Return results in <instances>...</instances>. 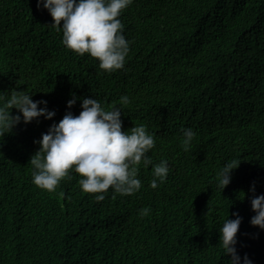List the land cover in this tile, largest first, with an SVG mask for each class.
Returning a JSON list of instances; mask_svg holds the SVG:
<instances>
[{"label": "trees", "instance_id": "trees-1", "mask_svg": "<svg viewBox=\"0 0 264 264\" xmlns=\"http://www.w3.org/2000/svg\"><path fill=\"white\" fill-rule=\"evenodd\" d=\"M37 5L0 0V92L27 90L56 112L0 134V264H228L219 228L235 213L239 255L264 264V229L251 223L264 193V0H131L119 17L130 52L112 72L66 47ZM83 97L121 107L125 131L145 124L167 179L151 187L153 165L141 164L138 192L110 188L103 201L74 171L52 191L36 186V141ZM182 127L197 133L187 147ZM233 158L223 189L216 173Z\"/></svg>", "mask_w": 264, "mask_h": 264}, {"label": "clouds", "instance_id": "clouds-1", "mask_svg": "<svg viewBox=\"0 0 264 264\" xmlns=\"http://www.w3.org/2000/svg\"><path fill=\"white\" fill-rule=\"evenodd\" d=\"M131 0H38V7L46 8L54 18V27L62 31V43L80 55L90 54L99 60L101 69L112 72L122 69L130 52V41L124 34V24L119 18ZM78 97L68 101L71 108ZM82 110L78 115L67 111L59 122H53L42 138L36 141L41 147L32 155L33 183L52 191L63 178H71L72 171L81 174L78 183L82 190L99 193L96 201H103L111 188L115 193L130 195L142 187L139 166L152 167L150 185L156 188L168 177L169 162L164 159L154 163L149 151L155 147V134L145 124H135L125 131L121 119V107L106 108L96 97H83ZM122 104L130 103V97H120ZM46 100H34L27 90L0 92V134L10 133L23 120L55 117V110L47 107ZM45 105L41 107L40 105ZM19 111L13 115V109ZM22 114V115H21ZM185 147L197 135L191 127L181 128ZM241 164L239 159H229L216 173V182L223 189L232 179L234 169ZM255 193V186L252 188ZM252 207L255 215L251 223L264 229V193L253 195ZM150 209L143 207L140 215H147ZM224 220L219 228L220 245L228 264H254L245 254L237 251V234L243 218Z\"/></svg>", "mask_w": 264, "mask_h": 264}]
</instances>
